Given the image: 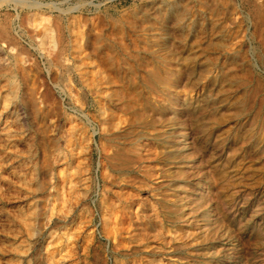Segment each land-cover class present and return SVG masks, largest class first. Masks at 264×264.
Masks as SVG:
<instances>
[{"label":"rangeland","instance_id":"1","mask_svg":"<svg viewBox=\"0 0 264 264\" xmlns=\"http://www.w3.org/2000/svg\"><path fill=\"white\" fill-rule=\"evenodd\" d=\"M0 58V264H264V0H0Z\"/></svg>","mask_w":264,"mask_h":264},{"label":"bare ground","instance_id":"2","mask_svg":"<svg viewBox=\"0 0 264 264\" xmlns=\"http://www.w3.org/2000/svg\"><path fill=\"white\" fill-rule=\"evenodd\" d=\"M0 62H1V58H0ZM179 109V107H175V109L174 110H178ZM186 140V139H185ZM181 142H183V141H181ZM180 142V143H181ZM183 144V146L182 147H180V150L181 151H185V150H188V147H186V146H184V142L182 143ZM140 147V146H139ZM134 150V152L135 153H138V154H140L139 153V149L138 148H135V149H133ZM172 153H175V152H172ZM189 168H193L194 167V164H193V162H190V164H189V166H188ZM200 189H201V187H199ZM202 191V190H201ZM198 195V194H197ZM215 213H212V216L214 215ZM159 234H160V232H158ZM157 236V235H156Z\"/></svg>","mask_w":264,"mask_h":264}]
</instances>
